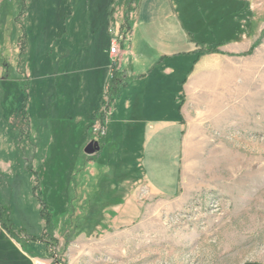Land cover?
I'll return each instance as SVG.
<instances>
[{"label":"rangeland","instance_id":"1","mask_svg":"<svg viewBox=\"0 0 264 264\" xmlns=\"http://www.w3.org/2000/svg\"><path fill=\"white\" fill-rule=\"evenodd\" d=\"M138 3L0 0V197L37 238L40 199L54 231L30 253L0 227V264H264V0L162 23ZM189 32L218 53L194 62Z\"/></svg>","mask_w":264,"mask_h":264},{"label":"crops","instance_id":"2","mask_svg":"<svg viewBox=\"0 0 264 264\" xmlns=\"http://www.w3.org/2000/svg\"><path fill=\"white\" fill-rule=\"evenodd\" d=\"M176 5H177V0H139L138 7H137L136 11L140 15H143L145 13H149L150 20H151L150 22H152V23H162V22H166L169 19H172V18L178 16ZM174 29H176V27H174ZM188 54L189 53H186V52L174 53V54H165L162 57V60L157 62V64L159 63L161 65L159 67H155L154 71L161 70L163 68L162 65L165 64V70H163L165 75H163V76H166V78L172 77L174 75L175 71H177V70L183 71L184 69H188V64H186V62H185L188 59V57H187ZM215 56L216 55H212V57H215ZM183 59H184V61H182ZM178 60L184 62L183 63L184 65L179 66L177 64H174L175 61L179 62ZM191 66L193 67V61H191ZM196 66L194 67V70H193L189 79H191L192 75L194 74ZM203 75H204V73H202L201 75H198V76L202 77ZM118 79H119V81H118L117 95L123 89L127 90L132 85V83L134 81L133 70L130 69L129 73L127 75H123L122 77L119 76ZM135 79H136V76H135ZM134 83L136 84V82H134ZM188 84H189V82H188ZM188 84H186L187 86L185 85V87H184V90L186 93L188 92L187 91ZM182 114H183V109H182ZM172 121L173 122H171V124H167V125H175L177 127L180 126L182 131L184 130L186 124H183L182 120L178 119V120H172ZM167 125L165 124L164 126L161 127V125L158 124L157 122H153L150 124L148 130H149V132L150 131L156 132L158 129H159V132L165 131L166 128L163 130V127H166ZM157 126L159 127L158 129H157ZM156 190H157V188H156Z\"/></svg>","mask_w":264,"mask_h":264},{"label":"trees","instance_id":"3","mask_svg":"<svg viewBox=\"0 0 264 264\" xmlns=\"http://www.w3.org/2000/svg\"><path fill=\"white\" fill-rule=\"evenodd\" d=\"M22 4H23V2H22ZM189 35H190L192 41L197 46L196 51H194L192 53L193 56H196V59L194 62H197L199 57H201L202 55L210 54V53H218V46H220L222 44L221 42H219V43L217 42V43H214V45H216V48L213 49V47L212 48L208 47L206 49L205 41H201V42L197 41V39L194 37V35L191 32H189ZM263 35H264V31L262 32L261 37L255 42V44H253L252 49L256 48L257 46H259L261 44V40H262ZM213 42H210V43H213ZM118 81H119L118 77L117 76L115 77V75H114L113 82H114V84L116 83V85L113 86V89L115 90L114 91L115 95H113V97H115L117 92H118L117 91L118 90ZM185 82H186V80H184L181 84H184ZM39 202L42 205L40 215H41L42 219L45 221V228H44V235L43 236H49L50 238H53L54 237L53 236L54 231H53V227H52V220H51L50 213L47 211V206L45 205V203L43 201H41L40 199H39ZM8 212H10V210L5 206V204L3 203V201L1 200V197H0V227L9 236L10 239H12L17 244H19L22 249L29 250V252L31 250L29 247L30 244L39 243L40 241L44 242L43 236L37 238L35 235H33L27 229H24V228L16 229L14 227V222H13L11 212H10V214ZM46 245H47V248L51 246V244L47 243V242H46Z\"/></svg>","mask_w":264,"mask_h":264},{"label":"water","instance_id":"4","mask_svg":"<svg viewBox=\"0 0 264 264\" xmlns=\"http://www.w3.org/2000/svg\"><path fill=\"white\" fill-rule=\"evenodd\" d=\"M101 151V146L98 141H91L84 149V153L87 155H94Z\"/></svg>","mask_w":264,"mask_h":264},{"label":"built area","instance_id":"5","mask_svg":"<svg viewBox=\"0 0 264 264\" xmlns=\"http://www.w3.org/2000/svg\"><path fill=\"white\" fill-rule=\"evenodd\" d=\"M115 46V45H114ZM117 51H118V49H117V47L115 46V47H112V49H111V55H116L117 54ZM105 133H103V135H104Z\"/></svg>","mask_w":264,"mask_h":264}]
</instances>
